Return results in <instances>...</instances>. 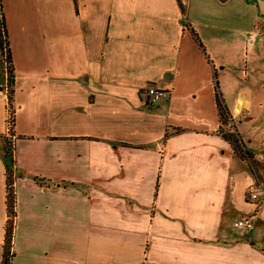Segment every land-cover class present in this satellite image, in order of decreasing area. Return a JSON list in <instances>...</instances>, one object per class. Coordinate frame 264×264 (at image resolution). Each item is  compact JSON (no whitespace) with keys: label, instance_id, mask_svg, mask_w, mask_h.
<instances>
[{"label":"crops","instance_id":"obj_1","mask_svg":"<svg viewBox=\"0 0 264 264\" xmlns=\"http://www.w3.org/2000/svg\"><path fill=\"white\" fill-rule=\"evenodd\" d=\"M217 1L1 0L18 172L10 264H264L259 232L230 224L246 162L217 132L215 80L234 120L250 101L227 98L208 43H229L198 27L239 30ZM148 86L166 95L151 103ZM7 130L0 63V263Z\"/></svg>","mask_w":264,"mask_h":264},{"label":"rangeland","instance_id":"obj_2","mask_svg":"<svg viewBox=\"0 0 264 264\" xmlns=\"http://www.w3.org/2000/svg\"><path fill=\"white\" fill-rule=\"evenodd\" d=\"M221 2H214L211 8L240 15L239 30L234 29L232 20H230L232 24L212 22L217 28L203 25L198 27L203 36H217L229 43L224 49L217 47L215 43L208 44L215 57L223 62L222 65H226L220 74V79L227 87V98H231L241 90L248 95L250 101L247 115L243 118H235L234 129L240 134L244 146L250 153L262 154L256 156L252 153L253 159L249 164V161L238 164L242 188L240 197L238 196L237 215H230V224L234 234H243L247 230L235 227L234 218L237 219L245 213L255 214L254 228L264 242V33L262 32L264 0H222ZM222 27H224L223 31L220 29ZM250 35L255 36L253 42H248ZM1 59L4 69L7 62L4 57ZM249 190L257 192L258 199L251 201L248 198Z\"/></svg>","mask_w":264,"mask_h":264},{"label":"trees","instance_id":"obj_3","mask_svg":"<svg viewBox=\"0 0 264 264\" xmlns=\"http://www.w3.org/2000/svg\"><path fill=\"white\" fill-rule=\"evenodd\" d=\"M195 36V34H194ZM0 52L1 58L4 57L7 62V66L3 69L6 73V89H7V109L9 110V122L10 127L5 134H1V158L5 165V176H6V213L7 220L5 223V236L3 244V253L0 264H10L13 252H12V239L14 230V220L16 216V193L14 182L18 175L17 167L15 165L14 150H15V140L12 138L14 136L13 124H14V112L15 106L13 103V65L11 59V52L9 48L8 33L6 29L5 17L2 9V3L0 0ZM3 59H0V63ZM215 102L217 107V115L219 120V126L217 129L218 134L226 140L237 157L248 164L253 159L252 153H250L244 146V143L240 137V134L236 131H229L225 128L231 113L229 112L225 102L219 92L218 82L215 80ZM17 138V136H16Z\"/></svg>","mask_w":264,"mask_h":264},{"label":"built area","instance_id":"obj_4","mask_svg":"<svg viewBox=\"0 0 264 264\" xmlns=\"http://www.w3.org/2000/svg\"><path fill=\"white\" fill-rule=\"evenodd\" d=\"M262 32L264 33V24L262 25ZM254 37H255L254 35L249 36V39L251 40V42L254 41ZM165 95H166L165 91L159 90L155 88L154 86H148L145 88V96L147 97L148 101H150L151 103L158 102ZM7 127H10L8 109H7ZM225 128L228 129L229 131H235L234 118L232 115L229 117L228 122L225 125ZM248 198L251 201L256 200L258 199V193L255 191L249 190ZM233 225L237 228H241L244 230H251L254 227V215L241 216L233 222Z\"/></svg>","mask_w":264,"mask_h":264}]
</instances>
